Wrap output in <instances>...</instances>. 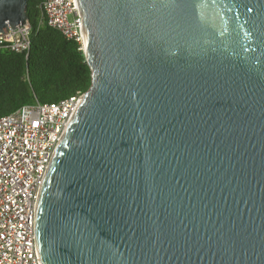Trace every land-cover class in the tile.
Segmentation results:
<instances>
[{
    "label": "water",
    "instance_id": "obj_1",
    "mask_svg": "<svg viewBox=\"0 0 264 264\" xmlns=\"http://www.w3.org/2000/svg\"><path fill=\"white\" fill-rule=\"evenodd\" d=\"M78 1L91 84L42 182V263L264 264V0Z\"/></svg>",
    "mask_w": 264,
    "mask_h": 264
},
{
    "label": "built area",
    "instance_id": "obj_2",
    "mask_svg": "<svg viewBox=\"0 0 264 264\" xmlns=\"http://www.w3.org/2000/svg\"><path fill=\"white\" fill-rule=\"evenodd\" d=\"M49 26L75 41L82 52L84 30L78 0H44ZM30 22L0 31V47L27 56ZM85 92L57 102L35 100L0 116V264H43L36 241V207L42 182Z\"/></svg>",
    "mask_w": 264,
    "mask_h": 264
},
{
    "label": "trees",
    "instance_id": "obj_3",
    "mask_svg": "<svg viewBox=\"0 0 264 264\" xmlns=\"http://www.w3.org/2000/svg\"><path fill=\"white\" fill-rule=\"evenodd\" d=\"M44 0H28L32 26L27 56L0 47V116L35 100L57 102L85 92L91 70L78 44L48 25L40 8Z\"/></svg>",
    "mask_w": 264,
    "mask_h": 264
},
{
    "label": "bare ground",
    "instance_id": "obj_4",
    "mask_svg": "<svg viewBox=\"0 0 264 264\" xmlns=\"http://www.w3.org/2000/svg\"><path fill=\"white\" fill-rule=\"evenodd\" d=\"M84 49H85V46H84Z\"/></svg>",
    "mask_w": 264,
    "mask_h": 264
}]
</instances>
